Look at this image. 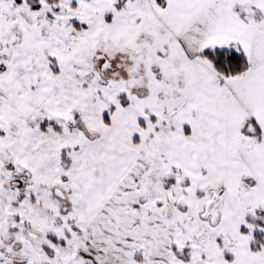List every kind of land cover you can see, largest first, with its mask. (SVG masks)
Returning a JSON list of instances; mask_svg holds the SVG:
<instances>
[{
  "label": "snow or ice",
  "instance_id": "obj_1",
  "mask_svg": "<svg viewBox=\"0 0 264 264\" xmlns=\"http://www.w3.org/2000/svg\"><path fill=\"white\" fill-rule=\"evenodd\" d=\"M0 264H264V0H0Z\"/></svg>",
  "mask_w": 264,
  "mask_h": 264
}]
</instances>
